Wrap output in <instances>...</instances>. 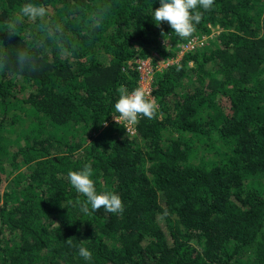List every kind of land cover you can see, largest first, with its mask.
I'll return each mask as SVG.
<instances>
[{"label": "trees", "instance_id": "1", "mask_svg": "<svg viewBox=\"0 0 264 264\" xmlns=\"http://www.w3.org/2000/svg\"><path fill=\"white\" fill-rule=\"evenodd\" d=\"M157 7L0 0V264H87L79 246L91 264H264V0H215L188 38L157 26ZM211 27L216 40L153 72V119L134 135L113 120L136 61L173 59ZM85 164L122 214L81 213L67 173Z\"/></svg>", "mask_w": 264, "mask_h": 264}, {"label": "clouds", "instance_id": "2", "mask_svg": "<svg viewBox=\"0 0 264 264\" xmlns=\"http://www.w3.org/2000/svg\"><path fill=\"white\" fill-rule=\"evenodd\" d=\"M214 3L215 0H159V7L152 9L149 15L157 26L161 22H166L177 37L188 38L192 36L195 25L202 18L201 12L197 9L209 11ZM20 11L23 17L33 21L43 20L47 14L45 7L33 3H26ZM9 32L15 33L11 30ZM18 59L23 64L25 57L20 55ZM118 91L119 97L114 103V108L121 120L135 124L141 116L154 118L157 105L154 100L148 99L150 93H146L140 87L129 91L122 86ZM93 172L91 164H85L81 170H70L67 173L69 184L77 193L86 197V200L80 204L81 213L89 215L103 208L108 213L122 214L124 208L120 196L111 191L98 192L92 179ZM78 254L87 264H91L92 252L87 247L79 246Z\"/></svg>", "mask_w": 264, "mask_h": 264}, {"label": "rangeland", "instance_id": "3", "mask_svg": "<svg viewBox=\"0 0 264 264\" xmlns=\"http://www.w3.org/2000/svg\"><path fill=\"white\" fill-rule=\"evenodd\" d=\"M220 31L221 30L218 27H211V30H210V33L209 34L203 35V36H196V37H200V39H204V43H205L204 45H209L211 42H213L214 40L217 39L216 37L220 34ZM163 41H164L165 44L169 45L168 44L169 43L168 40L164 39ZM184 43H178L176 45V48H175V50H176V56L173 59H169L168 60V62H170V64L176 63L177 61H179L182 58V56L185 53V51L188 50L187 45H186V47L183 46ZM144 61H145V64H144L145 66L144 65L141 66L140 64L142 62H144ZM136 64H137V69L140 67L141 68V71H143L146 74V75L143 76V78H141L142 80L140 79L141 82H142V85H144V88H145V86L148 84V82L152 81L153 72H155L156 70H161L162 68H164L163 66H165L167 64V61L164 60V59H162V58H160L156 54H152V56L150 58H147V59H145L143 61H136ZM17 96H18V98L20 100L23 99L22 97H24L23 96V93H21V92L19 94H17ZM148 97H150V95ZM21 114L23 115L22 112H21ZM113 120L116 121L117 119L114 118ZM26 121H28V119H26ZM119 122H122L123 124L126 125V128H128V125L126 124L125 121L119 119ZM17 140H18V138H17ZM17 140L11 141L12 144L16 145L17 144Z\"/></svg>", "mask_w": 264, "mask_h": 264}, {"label": "built area", "instance_id": "4", "mask_svg": "<svg viewBox=\"0 0 264 264\" xmlns=\"http://www.w3.org/2000/svg\"><path fill=\"white\" fill-rule=\"evenodd\" d=\"M186 43H187V44H186ZM204 44H205V43H204V39H200V37H196V36H195V37H192L191 39H189L187 42H185L183 46L186 47V45H187V47H188V50L185 51V53H186V52L191 51V50H194V49H199V48L203 47ZM144 64H145V61L142 62L140 65L143 66ZM169 64H170V62L167 61V64H166L165 66H163V67H166V66H168ZM144 66H145V65H144ZM138 70L140 71L139 73H140V79H141V78H143V76L146 75V74H145L143 71H141V68H140V67L138 68ZM151 78H152V77H151ZM141 80H142V79H141ZM141 80H139L140 88H143V89L145 90L146 93H150V91H151V81L148 82V84H147V85L145 86V88H144V85H142ZM114 118L117 119L116 121H119V119H120V118H118V117H114ZM114 118H113V119H114ZM126 124L128 125L127 132H128L129 134H131V135H134V134H135V130H134V128H133V124H129V123H127V122H126Z\"/></svg>", "mask_w": 264, "mask_h": 264}]
</instances>
